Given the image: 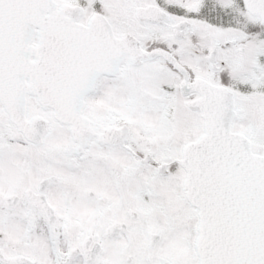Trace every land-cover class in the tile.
<instances>
[{"label": "snow or ice", "instance_id": "1", "mask_svg": "<svg viewBox=\"0 0 264 264\" xmlns=\"http://www.w3.org/2000/svg\"><path fill=\"white\" fill-rule=\"evenodd\" d=\"M0 264H264V0H0Z\"/></svg>", "mask_w": 264, "mask_h": 264}]
</instances>
